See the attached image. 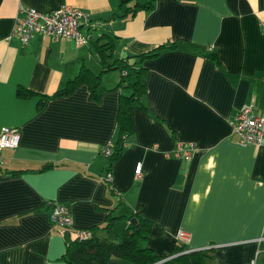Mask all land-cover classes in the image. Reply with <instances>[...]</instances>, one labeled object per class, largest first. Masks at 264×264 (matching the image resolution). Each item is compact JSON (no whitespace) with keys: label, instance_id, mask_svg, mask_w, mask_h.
<instances>
[{"label":"crops","instance_id":"1","mask_svg":"<svg viewBox=\"0 0 264 264\" xmlns=\"http://www.w3.org/2000/svg\"><path fill=\"white\" fill-rule=\"evenodd\" d=\"M128 1L0 0V132L20 135L17 148L1 153L0 264H65L73 229L52 224L51 203L69 206L75 229L104 227L105 209L115 218L139 214L153 223L146 246L163 260L185 233L203 264H264V142L240 146L229 126L246 106L264 116V0H155L134 13L152 0ZM62 6L90 16V43L38 35L22 45L12 35L21 7ZM108 42L106 65L166 47L142 64L147 112H133L135 133L111 172L102 152L115 141L119 97L129 95L116 88L119 72L102 75L99 102L84 84L40 111L36 98L16 96L19 87L52 96L82 68L99 74L95 47ZM178 143L194 145L190 159L169 157ZM47 163L57 168L37 172ZM129 223L116 220L113 233Z\"/></svg>","mask_w":264,"mask_h":264},{"label":"trees","instance_id":"2","mask_svg":"<svg viewBox=\"0 0 264 264\" xmlns=\"http://www.w3.org/2000/svg\"><path fill=\"white\" fill-rule=\"evenodd\" d=\"M132 1L129 0L127 3ZM154 1L152 0L144 6L134 4L132 8L128 9V12L134 13L138 10H150L153 7ZM164 49L166 47H159L145 54L129 56L124 59L115 60L111 65H106L113 51L112 45L108 42L95 47L100 63L103 66V70L99 74H93L90 70L82 68L78 75L66 84L65 88L55 92L52 96L35 94L23 87L17 88L16 96L20 99L36 98L37 110L40 111L51 98L69 96L78 86L84 84L88 88L89 99L99 102V88L102 75L110 71L119 72L121 78L116 88L128 91L129 95H120L118 100L115 141L112 143L110 156L107 157L109 161L108 171L111 172L123 155L127 139L135 133L133 112L135 110L147 112L143 101L147 92L145 82L146 69L142 67V64L146 60L158 57ZM167 49H174V47L169 44ZM208 58L217 62L216 56L210 55ZM122 71L125 72V75L121 74ZM172 136H174V133H172ZM53 168H57V166L47 163L42 165L37 172H45ZM105 182L109 195L112 197L116 196L110 182L106 180ZM105 212L107 215L105 226L87 229L90 236L85 240L76 238L74 236L76 229L72 228L73 232L70 233L69 238L65 241L66 249L62 257L65 264H107L111 257L118 258L129 264H203V254L200 252H189L183 242H178L174 246L172 258L163 260L146 246L153 227L151 221L137 213L130 217L122 216L115 218L113 217L112 210L105 209ZM132 219H135V224L131 222ZM116 220L130 221L128 227L119 235L114 234L112 231Z\"/></svg>","mask_w":264,"mask_h":264},{"label":"built area","instance_id":"3","mask_svg":"<svg viewBox=\"0 0 264 264\" xmlns=\"http://www.w3.org/2000/svg\"><path fill=\"white\" fill-rule=\"evenodd\" d=\"M86 29V32L83 29ZM95 28L90 16L71 6H62L50 13H41L34 9L21 7L15 21L12 35L18 37L22 45L29 44L36 36L51 37L54 39H68L75 46L80 47L91 42V29ZM261 33L264 35V22L261 23ZM125 75V72H121ZM232 134L239 138L238 145H261L264 142V116L259 115L252 106H246L229 119ZM20 141L17 129L3 128L0 132V166L1 153L5 149H15ZM112 143H108L103 149V155L110 156ZM194 151L192 143H178L174 151L169 155L173 159L188 160ZM142 166L138 163L134 169L136 179L141 177ZM106 181L111 179V173L105 176ZM50 216L52 224L59 229H72L71 213L68 205L51 203ZM74 236L85 240L90 236L87 229H76ZM178 242H186L185 233L178 234ZM264 240V239H262ZM247 264H259L256 258Z\"/></svg>","mask_w":264,"mask_h":264},{"label":"rangeland","instance_id":"4","mask_svg":"<svg viewBox=\"0 0 264 264\" xmlns=\"http://www.w3.org/2000/svg\"><path fill=\"white\" fill-rule=\"evenodd\" d=\"M234 136H235V139H236V143H238V141H239L238 136L237 135H234Z\"/></svg>","mask_w":264,"mask_h":264},{"label":"water","instance_id":"5","mask_svg":"<svg viewBox=\"0 0 264 264\" xmlns=\"http://www.w3.org/2000/svg\"><path fill=\"white\" fill-rule=\"evenodd\" d=\"M131 222L134 223V224L136 223L135 219H132Z\"/></svg>","mask_w":264,"mask_h":264}]
</instances>
